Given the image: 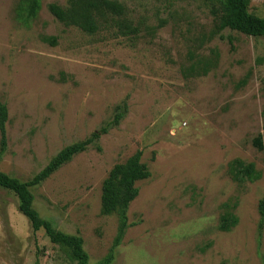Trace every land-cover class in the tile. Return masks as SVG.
<instances>
[{
	"label": "rangeland",
	"instance_id": "374dc122",
	"mask_svg": "<svg viewBox=\"0 0 264 264\" xmlns=\"http://www.w3.org/2000/svg\"><path fill=\"white\" fill-rule=\"evenodd\" d=\"M31 1L0 0V101L9 112L0 171L30 181L108 125L30 187L43 218L82 238L90 264H264V151L253 145L264 125V36L218 30L204 0H119L140 27L122 37L113 24L88 34L61 23L49 6L67 0H39L30 17ZM249 11L264 17V0H250ZM138 150L150 176L136 182L116 242L119 214L102 213V185ZM234 160L254 163L260 177H235ZM224 212L236 218L229 230L219 228ZM0 264H75L43 230L35 236L2 187Z\"/></svg>",
	"mask_w": 264,
	"mask_h": 264
},
{
	"label": "trees",
	"instance_id": "16d2710c",
	"mask_svg": "<svg viewBox=\"0 0 264 264\" xmlns=\"http://www.w3.org/2000/svg\"><path fill=\"white\" fill-rule=\"evenodd\" d=\"M204 2L210 7L211 14L218 20L216 24L218 30L222 31L228 28L248 36H264V17H258L249 11L250 0H204ZM39 7V0H32L26 9L27 15L34 16ZM49 9L52 15L64 25L77 26L88 34H96L101 30L102 25L111 26L112 24L116 27L114 37L132 36L140 32L139 25H135L129 20L127 6L119 0H67L66 7L52 3ZM200 69L202 71L200 73L209 71L206 64ZM121 118L122 114L117 112L114 123H118ZM8 120V108L0 101V145L2 151L7 148L6 125ZM106 132H108V125H103L87 139L65 147L30 181H21L0 171V187L12 191L18 197L19 209L29 220L35 236L37 232L43 230L52 243L69 252V256L75 264H90L82 238L59 231L51 221L43 218L34 207V195L30 187L48 179L76 155L98 142ZM253 145L264 151V125L262 133L253 140ZM230 171L235 177L240 175L248 179L260 177L254 163H245L241 160L232 161ZM149 176L150 172L142 162V151L138 150L125 162L115 164L105 178L102 185L101 211L103 214H119L116 242L121 241L129 227L127 210L130 203L138 196L136 182ZM260 212L264 215V201L260 205ZM235 223L234 215L224 212L219 228L229 230Z\"/></svg>",
	"mask_w": 264,
	"mask_h": 264
}]
</instances>
